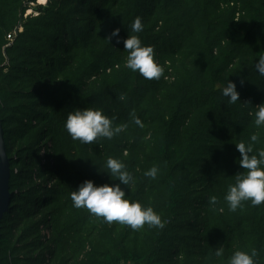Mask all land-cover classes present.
I'll use <instances>...</instances> for the list:
<instances>
[{
	"label": "trees",
	"instance_id": "16d2710c",
	"mask_svg": "<svg viewBox=\"0 0 264 264\" xmlns=\"http://www.w3.org/2000/svg\"><path fill=\"white\" fill-rule=\"evenodd\" d=\"M37 1L0 0V120L11 175L0 263L225 264L237 250L256 249L264 264V203L231 212L224 201L244 171L235 143L253 133L264 141L253 123L264 104L255 71L264 0ZM137 16L138 35L164 68L159 80L126 67L123 40ZM117 28L119 42L109 41ZM228 80L240 93L236 104L221 95ZM78 108L101 109L128 127L83 144L64 128ZM109 156L135 177L131 188L121 185L126 198L153 207L163 228L132 230L73 207L71 193L84 181L120 183L106 172ZM153 165L154 181L144 176Z\"/></svg>",
	"mask_w": 264,
	"mask_h": 264
},
{
	"label": "clouds",
	"instance_id": "9594fccd",
	"mask_svg": "<svg viewBox=\"0 0 264 264\" xmlns=\"http://www.w3.org/2000/svg\"><path fill=\"white\" fill-rule=\"evenodd\" d=\"M144 24L142 17H135L129 26V35L123 40L124 50L128 53L126 67L132 72H139L147 80H159L164 73V68L158 63L154 48L143 44L139 33L143 32ZM120 29L117 28L108 37L120 39ZM255 71L264 77V54L259 55L255 62ZM221 95L228 99V103L236 104L240 101V93L235 82L227 81L221 89ZM121 101H126L123 94L118 96ZM132 123L144 127L141 119L135 111L130 114ZM254 125L257 129H264V104L256 106L254 113ZM127 124L115 125L113 119L109 118L98 108L76 109L70 112L64 123V128L73 140L83 144H91L98 138L112 140L126 130ZM262 141L259 133L250 135L247 141L241 140L236 144L241 154L239 165L244 169L235 175L234 183L229 184L224 201L228 210L236 212L244 207V202L250 201L253 206L264 203V148H256ZM106 172L111 178L119 180L118 184L96 185L92 180H86L79 188L71 193L73 207L86 208L96 217H102L105 222H118L129 226L132 230H139L146 224L150 227H164L161 216L151 206H144L139 201H131L126 198L127 193L121 185L128 186L135 182L134 175L128 170L127 165L118 158L109 156L104 165ZM159 166L153 165L144 172V176L150 180H156ZM209 203L216 205L217 198L210 197ZM223 211V209H221ZM215 256L222 258L224 249L218 247ZM259 252L256 249L249 251L237 250L225 262V264H259Z\"/></svg>",
	"mask_w": 264,
	"mask_h": 264
},
{
	"label": "water",
	"instance_id": "95a60500",
	"mask_svg": "<svg viewBox=\"0 0 264 264\" xmlns=\"http://www.w3.org/2000/svg\"><path fill=\"white\" fill-rule=\"evenodd\" d=\"M10 178L9 159L4 142V130L0 120V228L3 217L11 205Z\"/></svg>",
	"mask_w": 264,
	"mask_h": 264
},
{
	"label": "rangeland",
	"instance_id": "374dc122",
	"mask_svg": "<svg viewBox=\"0 0 264 264\" xmlns=\"http://www.w3.org/2000/svg\"><path fill=\"white\" fill-rule=\"evenodd\" d=\"M46 3V0H41V3L38 1L35 5H44ZM35 10V6H31V9L30 10H28V12H27V14L29 15V14H31L33 11Z\"/></svg>",
	"mask_w": 264,
	"mask_h": 264
},
{
	"label": "built area",
	"instance_id": "2783aa9c",
	"mask_svg": "<svg viewBox=\"0 0 264 264\" xmlns=\"http://www.w3.org/2000/svg\"><path fill=\"white\" fill-rule=\"evenodd\" d=\"M38 1L41 3V0H38ZM9 39H12V37L9 36ZM45 234L47 235L48 238L50 237V231L49 230H46ZM122 264H134V263L129 261V262H123Z\"/></svg>",
	"mask_w": 264,
	"mask_h": 264
}]
</instances>
